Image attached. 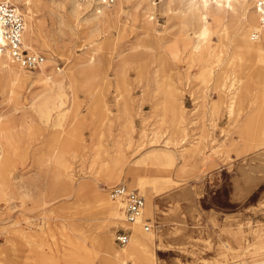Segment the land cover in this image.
<instances>
[{
  "label": "rangeland",
  "instance_id": "374dc122",
  "mask_svg": "<svg viewBox=\"0 0 264 264\" xmlns=\"http://www.w3.org/2000/svg\"><path fill=\"white\" fill-rule=\"evenodd\" d=\"M61 2L70 8L69 0H38L30 21L20 11L43 72L10 63L27 77L12 84L0 70V120L9 122L12 148L0 199V264H106V238L121 251L130 242L118 245L116 232L130 229L141 239L135 227L144 230L141 221L127 225L124 216L115 221L95 210L96 194L112 202L107 188L121 182L144 196L155 264H261L264 69L238 54L258 41L264 53V33L257 41L251 30L237 36L226 11L212 8L195 48L176 11L180 0L116 2L101 10L98 32L69 20ZM44 75L62 79L63 93L62 113L47 125L33 109L50 84ZM233 75L229 113L221 85ZM171 110L183 118L178 133ZM183 138L187 147L200 142L191 156L188 150L162 170L139 164L166 142L178 152ZM0 148V155L8 150L2 140ZM136 257L126 261L140 264Z\"/></svg>",
  "mask_w": 264,
  "mask_h": 264
},
{
  "label": "bare ground",
  "instance_id": "6f19581e",
  "mask_svg": "<svg viewBox=\"0 0 264 264\" xmlns=\"http://www.w3.org/2000/svg\"><path fill=\"white\" fill-rule=\"evenodd\" d=\"M0 1L11 2L12 4L15 5V7L19 11L23 10L25 18H27L30 21L32 18L30 17V15L32 14L33 8L34 6H36V2L38 0H0ZM122 1L123 0H115L113 4H115L116 2L120 4ZM248 1L249 0H237V3L241 8L240 9L241 11L239 14L234 13L233 4L235 0H180V4H179L180 6L179 5H178L179 7L177 6L178 8L176 11H177L178 17L181 21L183 28H185L188 31H191V33L187 35L189 37L192 36L191 38L195 40V48L198 47L200 41L205 36L206 30H207V14L210 12L212 8L216 9V13H219V14H221L222 9L226 11L225 13L227 14L226 18L228 19V22L234 24L235 35L237 36L243 35L247 30H251L252 31L251 40L257 41L260 38L261 33H264V29L260 27L259 13L255 6L256 0H253L254 9L249 15L247 11L248 10L247 8H249L247 4ZM170 2L172 3V1ZM68 5L70 6V8L67 7L66 4L62 3L61 9L69 20L73 22H77V23L84 22L86 24H91L92 29H94L96 32L100 31V28L102 27L101 19H104V16H105V14L101 12V10L112 6V5L105 6V7L98 6V5H95L93 1H88L87 3H84V4H77L74 0H69ZM20 7H22L23 9H21ZM92 9L95 10L96 12H92L93 11ZM103 29H101V31ZM256 33H258L257 37L254 36V34ZM33 40H34V30L30 24L27 25V23H25V29L22 34L23 46L27 50H33L32 48ZM91 42L93 43V41ZM0 43H3V40L1 39V37H0ZM92 43H91V47L93 49L96 48V46L92 45ZM244 49L245 50L243 53L240 52L238 54V58H240L241 61H244V63L247 61L254 62L256 65H260L264 69V53L263 51L260 50V42L258 41L257 44H254L250 48L246 47ZM10 63L18 66L21 69L23 68L19 66L18 64H16L15 62H13L7 54H5L4 56L0 58V70L2 69L7 70V73L10 77V81L12 84L23 82L24 79H27L26 76H23L21 73L16 72ZM93 63H94L93 58H89L88 61H86V64L89 65L88 67L91 68L92 77H93L92 82H94V80H96L97 78L95 75L96 70L93 67L95 65ZM40 70L41 72H43L44 70L43 63L40 66ZM239 70H244L241 64H240ZM45 77H46L45 82L50 83V84L48 88H46L43 91V96L41 97L39 103L33 106V109L35 113L37 114L39 120L43 124L47 125L51 121L54 114H57V116H60V114L62 113L60 108L63 104L62 103L63 93L61 91L62 79H60L57 76L54 78L47 77V76ZM234 81H236L234 75L229 76L228 85L226 84L221 85V87H223V93H224L223 95L226 96V99H227L226 102H228L229 113H231V110H232L233 99H234V94H235L233 93L234 91L232 90V87L234 86ZM169 114L174 119V122L171 126V128H173L172 131L174 133H178L179 131L182 130L181 124L183 121L182 120L183 118L178 117L180 114V111L176 113V110H171L168 113V115ZM10 133L11 131H10L9 122H3L2 120H0V140L4 141V143L8 147L7 148L8 150H5L4 153L0 155V197H1L0 199H3L5 197V193L8 187V180H7L8 177H7L6 170H7V166L9 162V155H10V152L12 151V148L10 145ZM179 143H180L179 144L180 149L178 152H172V153L169 152L168 151L170 150V147L168 145L169 143L166 142L163 145L164 149L157 150V151H150L146 153L144 156H142V158L139 160V164L145 165V166L149 165L153 168L156 167L158 169H161V168L165 169V168L172 166L173 161L175 160V157H181V158L186 157L188 150H189L188 153L191 156L192 153H195L197 151L196 148L200 147L198 146L200 142L194 143V145L191 147L185 146L186 140L184 138L180 140ZM0 153H1V148H0ZM139 186L141 187V189H144L142 188L143 184H139ZM111 201L122 206V204L118 201H113V200ZM112 202H109L108 199L104 197V195L96 194L95 210L99 211L103 215H106L107 217H111V219L115 221L123 220V213L119 212L118 205ZM146 215H149V211L147 210H146ZM140 221L141 220L137 221L135 224L138 225ZM135 228L138 231L139 235L141 236V239L136 237L135 235H131L129 238L130 247L127 246L126 248L121 249V251H116L113 248L112 237L106 238L105 240V244L107 248L106 252L110 254V256L106 257V260H105L106 264L131 263V262H127L126 260L128 259L133 260L134 258H137L136 257L137 253L141 254L140 264H155L154 263L155 259H154L153 254L152 253L150 254L146 247V243L152 244L154 242L155 237L153 236L152 233H149L148 231H147L148 233H146L145 230H142V228L139 227V225L136 226ZM49 231H47L46 233H48ZM26 236L30 238L31 240L36 238L35 235H26ZM263 248L264 247H259L258 249L261 250ZM3 254L4 253L2 249H0V258H4ZM261 264H264V260H262Z\"/></svg>",
  "mask_w": 264,
  "mask_h": 264
},
{
  "label": "built area",
  "instance_id": "2783aa9c",
  "mask_svg": "<svg viewBox=\"0 0 264 264\" xmlns=\"http://www.w3.org/2000/svg\"><path fill=\"white\" fill-rule=\"evenodd\" d=\"M77 4H84L93 1L98 6H111L115 0H74ZM256 9L259 13L260 27L264 29V0H256ZM25 29L23 14L11 2L0 1V58L7 54L13 62L24 70H37L43 63L41 54L28 51L22 43V34ZM255 37L258 33L254 34ZM107 195L113 201L122 204L124 222L133 225L137 221L143 222L144 230L150 231L152 226L144 223L143 208L145 206L144 196L136 189L130 188L126 183L121 182L107 188ZM148 221V220H146ZM115 241L118 245L124 246L129 242L131 230L122 229L116 232ZM131 264V263H127Z\"/></svg>",
  "mask_w": 264,
  "mask_h": 264
}]
</instances>
